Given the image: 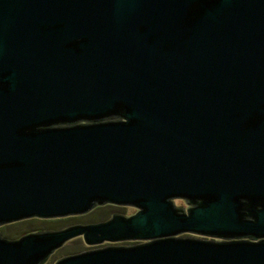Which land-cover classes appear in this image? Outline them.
Masks as SVG:
<instances>
[{"label":"water","instance_id":"1","mask_svg":"<svg viewBox=\"0 0 264 264\" xmlns=\"http://www.w3.org/2000/svg\"><path fill=\"white\" fill-rule=\"evenodd\" d=\"M99 204L0 264H264V0H0V225Z\"/></svg>","mask_w":264,"mask_h":264},{"label":"rangeland","instance_id":"2","mask_svg":"<svg viewBox=\"0 0 264 264\" xmlns=\"http://www.w3.org/2000/svg\"><path fill=\"white\" fill-rule=\"evenodd\" d=\"M185 205H187V202L185 200L176 201L177 207L179 206L184 207ZM100 206H102L101 207L103 208L102 210H98V209H101V208H98ZM136 209L137 207L133 205L119 206V205L106 204L103 206L99 204V205H95L93 209L85 213H82V214H75V215H68V216L54 217V218H45V219L32 217V218H26V219L14 221V222H11L10 224L4 223V224H1L0 226L5 236L15 239L26 232L46 230V229L70 226V225H75V224H83V223L101 221L103 219L109 218L113 213H133L134 211H136ZM181 234L187 235V236H194L198 238H205V239H208V238L218 239V238H212L206 235H200V234H195V233H181ZM123 243H130V242L129 241H119V242H112V243L104 242L101 245H107V244L115 245V244H123ZM96 246L97 245H86L83 242L81 236L74 237L66 241L62 246L56 248L55 251H52L50 253V260H45L41 264H54L55 261H57L59 258L69 255L68 253L73 254V253L83 251L86 249H90Z\"/></svg>","mask_w":264,"mask_h":264},{"label":"flooded vegetation","instance_id":"3","mask_svg":"<svg viewBox=\"0 0 264 264\" xmlns=\"http://www.w3.org/2000/svg\"><path fill=\"white\" fill-rule=\"evenodd\" d=\"M177 200H179V201H186L187 202V205H188V207H187V205H185L184 207L183 206H179V208L182 210V211H185L186 209H188L190 206H194L195 205V203H192V202H190L188 199H185V198H182V197H174V198H172V201H177ZM174 203V202H173ZM103 206L104 205H106V204H102ZM113 205V204H112ZM175 205V204H174ZM176 206V205H175ZM97 207V206H96ZM102 206H100V207H98V208H101ZM187 207V208H186ZM94 208V207H93ZM92 208V209H93ZM103 208H101V209H98V210H102ZM91 210V209H90Z\"/></svg>","mask_w":264,"mask_h":264},{"label":"trees","instance_id":"4","mask_svg":"<svg viewBox=\"0 0 264 264\" xmlns=\"http://www.w3.org/2000/svg\"><path fill=\"white\" fill-rule=\"evenodd\" d=\"M10 224V223H9Z\"/></svg>","mask_w":264,"mask_h":264}]
</instances>
